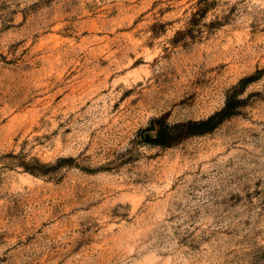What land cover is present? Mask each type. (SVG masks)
<instances>
[{"label": "rangeland", "instance_id": "rangeland-1", "mask_svg": "<svg viewBox=\"0 0 264 264\" xmlns=\"http://www.w3.org/2000/svg\"><path fill=\"white\" fill-rule=\"evenodd\" d=\"M0 264H264V0H0Z\"/></svg>", "mask_w": 264, "mask_h": 264}, {"label": "trees", "instance_id": "trees-1", "mask_svg": "<svg viewBox=\"0 0 264 264\" xmlns=\"http://www.w3.org/2000/svg\"><path fill=\"white\" fill-rule=\"evenodd\" d=\"M233 113L234 112H233L232 106L230 104H227V106L222 111L217 113L216 115L211 116L207 120H202V121H198V122L194 123L196 126H200L201 128H199V129H190V130L186 131V133H184V134H186V135L187 134H196V133H202V132L209 131L214 126H216L219 122H221V120H223L224 118L230 116ZM170 143H171V141L163 142L162 144L167 145V144H170Z\"/></svg>", "mask_w": 264, "mask_h": 264}]
</instances>
